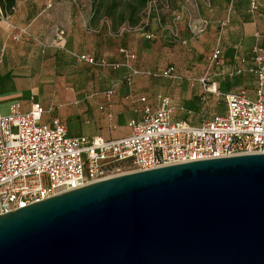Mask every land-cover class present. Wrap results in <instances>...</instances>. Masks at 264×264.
<instances>
[{"label":"water","instance_id":"obj_1","mask_svg":"<svg viewBox=\"0 0 264 264\" xmlns=\"http://www.w3.org/2000/svg\"><path fill=\"white\" fill-rule=\"evenodd\" d=\"M0 264H264V154L124 174L2 215Z\"/></svg>","mask_w":264,"mask_h":264},{"label":"built area","instance_id":"obj_2","mask_svg":"<svg viewBox=\"0 0 264 264\" xmlns=\"http://www.w3.org/2000/svg\"><path fill=\"white\" fill-rule=\"evenodd\" d=\"M258 8V0H250V11L255 13ZM6 19L0 12V21ZM55 33L54 40L44 48L64 50V33ZM119 52L124 58L121 65L86 54L70 55L78 64L111 70L124 67L127 84L141 75L175 78L173 66L155 73L141 72L132 65L134 54L125 49ZM220 57L221 50L216 46L208 59L209 68L221 69ZM248 67L255 79V99H249L244 90L224 94L226 114L192 126L173 121L174 112H183V108L173 107L168 97H159L157 108L145 105L140 118L128 122L130 134L117 140L72 137L66 124L58 120L42 124L44 111L39 104L33 103L27 113L21 112L17 102L10 103L6 113L0 108V216L124 174L264 154V52L258 45L252 49ZM241 72L244 68H239L237 74ZM200 82L205 92L219 94L214 84H208L207 75ZM113 94L112 86L106 99Z\"/></svg>","mask_w":264,"mask_h":264},{"label":"crops","instance_id":"obj_3","mask_svg":"<svg viewBox=\"0 0 264 264\" xmlns=\"http://www.w3.org/2000/svg\"><path fill=\"white\" fill-rule=\"evenodd\" d=\"M198 1L199 6L196 3L195 9L190 11V14L198 16L200 23L199 31L196 32L201 34L198 38L200 42L195 43L208 47L206 54H209V57L212 50L219 46L221 70L224 68L223 61L227 64L232 62L236 42L243 43L244 51L250 46L253 49L258 45L264 52L260 33L256 31L261 27L260 22L264 23V14L255 17V13L250 11V0H234V3L233 0ZM258 6L260 7L259 0ZM92 7V0H15L7 19L0 21V82L5 78L10 87L6 91H2L0 87V108L3 113H6L8 105L12 102L20 104L22 113L29 112L33 103L39 104L44 111L42 124L49 125L53 120H58L66 124L67 129L69 128L68 134L72 137H100L104 140H117L128 136V122L139 119L145 105L152 109L157 108L159 95L168 96L170 104L175 108L176 104L179 108L185 106L183 112H174L172 120L175 122L183 121L198 126L209 121L214 115L226 114L225 100L218 106L217 114L211 113L201 102L210 95L218 96L205 92L200 82L207 75L208 84L212 83L209 66L198 81L201 90L197 89L198 84L188 88L185 83L181 93L160 87L159 77L141 75L135 77L131 84H127V70L124 67L111 70L76 63L70 55L72 52L104 59L93 56L91 49L83 48V42L79 40L88 38L83 34V28L93 17ZM188 15L186 6L181 7V16L179 15L177 20L188 18ZM161 26L159 25V33L164 31ZM56 30L64 33V50L44 48L43 45L48 46L54 40ZM15 37L18 39L14 40ZM119 50L117 60H104L110 64H123L124 58ZM136 62L137 57L132 65L141 72L155 73L166 69H140ZM245 65L249 66L244 57H241L235 67L244 68ZM82 67L110 72L112 76L109 79H97L93 75V78L83 79L79 77L78 69ZM120 71L123 72L121 81L115 78ZM224 85L222 96L244 90L249 99H255L252 93V89L256 88L254 77L242 85L238 78L231 82L225 80ZM32 86H39V89L36 92L25 89ZM112 86L114 94L107 100L105 94ZM213 96H210L211 99ZM141 99H145V102H141ZM182 117H185V120Z\"/></svg>","mask_w":264,"mask_h":264},{"label":"rangeland","instance_id":"obj_4","mask_svg":"<svg viewBox=\"0 0 264 264\" xmlns=\"http://www.w3.org/2000/svg\"><path fill=\"white\" fill-rule=\"evenodd\" d=\"M92 1L93 17L83 28L85 30L83 34L88 38L79 39L83 42V48L86 50L90 48L93 52V54H89L97 58L114 61L119 58L118 50L125 49L137 57L136 66L140 69L150 68L157 71L169 66L174 67L176 71L175 78L162 79L159 77L160 87L182 93L184 91L182 86L187 83L186 87L193 88L195 84H198L197 89L201 90L198 81L207 72L209 54H206L208 47L205 48L204 45L195 43L200 42L198 38L201 34L196 33L200 23L198 16L190 14V11L195 9L196 3L199 6L198 0H145L143 8L140 7L141 0ZM259 4L260 7L255 12V17L264 14V0H259ZM185 6L188 9L189 17L177 20L178 16H181V7ZM151 13L154 17H149ZM159 25L164 28L162 33H159L161 31ZM260 26V29L256 31L260 33L263 42L261 47L264 50V23L262 21ZM147 35H150L151 38L146 39L145 36ZM202 40L203 38H201ZM183 42L186 43L183 44ZM234 46L231 63L227 64L223 61V70L215 67L209 68L211 82L215 83L219 94L218 96L210 95L214 98L211 99L209 96L201 102L206 106V109L211 110V113L214 114H217L218 106L224 102V97L221 94L224 92L225 80L231 82V80L238 78L241 80L242 85L247 83L248 79H253L252 74L249 73V67L245 65L244 72L239 74H237L239 68L235 67L241 57H244L245 63L250 65L252 47L250 46L248 50L244 51L242 42H236ZM78 69L80 72L79 77L83 79L93 78V75L97 79H109L112 76L110 72L96 68L82 67ZM122 74V71L118 72L115 78L121 81ZM193 79L196 81H193ZM0 87L2 91L10 89L7 79H1ZM25 89L36 92L39 86L26 87ZM252 90V93L255 94V89ZM163 96L168 97L159 95V97ZM176 108H179L177 104ZM183 109H186L185 106H183ZM182 119L185 120V117H182ZM122 121L125 120L122 119ZM73 129H75V126H73Z\"/></svg>","mask_w":264,"mask_h":264},{"label":"trees","instance_id":"obj_5","mask_svg":"<svg viewBox=\"0 0 264 264\" xmlns=\"http://www.w3.org/2000/svg\"><path fill=\"white\" fill-rule=\"evenodd\" d=\"M15 0H0V12L3 16H8L13 7H14ZM145 6V0H141V8ZM149 17H154V15L151 13Z\"/></svg>","mask_w":264,"mask_h":264}]
</instances>
